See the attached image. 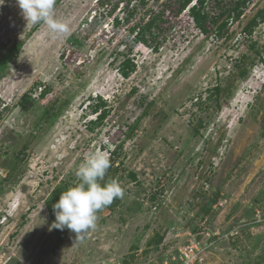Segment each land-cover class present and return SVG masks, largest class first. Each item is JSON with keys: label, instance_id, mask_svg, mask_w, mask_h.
Wrapping results in <instances>:
<instances>
[{"label": "rangeland", "instance_id": "obj_1", "mask_svg": "<svg viewBox=\"0 0 264 264\" xmlns=\"http://www.w3.org/2000/svg\"><path fill=\"white\" fill-rule=\"evenodd\" d=\"M101 1L56 0V17L70 26L56 36L27 25L16 0H0V60L24 42L0 76V264H182L189 246L201 250L195 264H256L264 256V21L251 34L244 27L264 0H248L238 20L222 17V35L211 22L204 34L177 0ZM237 1L207 0L205 11L212 17ZM157 15L145 43L140 29ZM125 58L136 65L128 77ZM101 99L108 115L92 124ZM94 151L118 167L123 198L100 210L82 239L50 230L52 205Z\"/></svg>", "mask_w": 264, "mask_h": 264}, {"label": "clouds", "instance_id": "obj_2", "mask_svg": "<svg viewBox=\"0 0 264 264\" xmlns=\"http://www.w3.org/2000/svg\"><path fill=\"white\" fill-rule=\"evenodd\" d=\"M27 25L44 24L56 35H67L70 26L55 15L56 0H16ZM111 167L106 151H94L87 155L75 171L78 183L60 194L53 205L55 220L49 229L75 233L82 239L96 227L97 213L111 205L117 198L122 199L124 189L116 178L105 181Z\"/></svg>", "mask_w": 264, "mask_h": 264}, {"label": "trees", "instance_id": "obj_3", "mask_svg": "<svg viewBox=\"0 0 264 264\" xmlns=\"http://www.w3.org/2000/svg\"><path fill=\"white\" fill-rule=\"evenodd\" d=\"M110 0H102L101 3L107 4V2ZM121 1H125V0H121ZM140 3L145 4L146 0H139ZM179 2V11H183L185 10L188 6H189V13L190 16L192 17V19L195 21V24L199 27V29L204 33V34H208L210 32L209 28H208V24L209 22L211 23H215L218 24V32L219 34H222V31L224 29V27H227L228 25V20H224L222 24L218 23V21H220V19H222V17H224L225 15H227L228 18H232V19H239L240 16L243 13V9L244 7H246L248 0H238L235 5L233 7H228V8H223V10H221L217 15L210 17L208 15V12L205 11V4L207 0H177ZM192 2H195V4L191 5ZM191 5V6H190ZM115 8V7H114ZM162 15H157L154 17H151L150 21L146 23L145 26H143L140 29L139 35L138 37L144 41L145 43L148 42L147 38H146V34H150L152 35V28L154 25H156V23L161 20ZM115 23L120 24L121 20L119 18H115ZM260 21H264V9L259 10L256 14V16H254L250 22L244 27V31L248 32L249 34L252 33L253 28L255 26L258 25V23H260ZM42 24V23H41ZM37 24L36 27H38ZM154 36V35H153ZM23 41L14 43L11 47H9L5 52H4V57L2 60H0V76L4 73L6 67H7V62L14 58L16 55H18V53L20 52V50L22 49L23 46ZM251 47H253L254 49H256V43L253 42V44H251ZM264 48V47H263ZM255 51H257V53H260L258 49H256ZM246 57V56H244ZM262 59V57H261ZM245 60V59H243ZM241 60V61H243ZM240 61V62H241ZM240 62H237V65H240ZM244 62V61H243ZM136 69V65L132 62V60L130 58H125L120 66V71L123 74V76L128 77L130 75L131 72H133ZM247 73V68H241L239 74L241 77H244ZM49 90L47 88H45L42 92L41 95L45 96L46 93ZM223 91V89L219 86L214 88V92L215 94H220ZM228 91V95L230 96L232 94V87L230 86V88L227 89ZM228 96V97H229ZM101 110V113L98 115L96 122L92 121L91 123H96V124H102L103 120L107 117L108 115V110H106V104L104 101L101 102L95 106L94 111L97 112L98 110ZM56 115V114H54ZM22 156L20 157V159H23V153L24 150L21 151ZM117 169L118 167H113L111 169L108 170L106 177H105V181H107L108 179L111 178H116L117 179ZM131 177L133 179L136 180V175L134 173H130ZM65 191V190H64ZM214 201V199H213ZM204 211L207 213L210 211L209 206H207ZM64 235H62L57 244H56V248L59 247L60 243L62 242ZM163 240V236L160 234L155 235L154 239L152 240L153 242H156L157 244H160ZM124 264H130L129 261L127 260H123ZM264 263V256H261L259 260L256 261V264H263Z\"/></svg>", "mask_w": 264, "mask_h": 264}, {"label": "built area", "instance_id": "obj_4", "mask_svg": "<svg viewBox=\"0 0 264 264\" xmlns=\"http://www.w3.org/2000/svg\"><path fill=\"white\" fill-rule=\"evenodd\" d=\"M231 234L233 235L234 232H231ZM213 244V242L211 241L209 243V246ZM208 247V246H207ZM200 252L201 250H199L197 247H193V246H189L187 248H185V250L181 251L180 254V260L182 261V264H195L197 263V261L200 260Z\"/></svg>", "mask_w": 264, "mask_h": 264}, {"label": "flooded vegetation", "instance_id": "obj_5", "mask_svg": "<svg viewBox=\"0 0 264 264\" xmlns=\"http://www.w3.org/2000/svg\"><path fill=\"white\" fill-rule=\"evenodd\" d=\"M193 4H195V2H192L191 5H193ZM231 19H232V18H231ZM232 20H234V19H232ZM236 20H238V19H236ZM223 21H224V20L219 21L218 23L222 24ZM227 26H228V25H227ZM214 30L219 34V32H218V24L215 26ZM210 31H211V30H210ZM225 31H226V27H224L222 33L225 32ZM219 35H222V34H219ZM255 43H256V42H255ZM256 54H257V51H256ZM243 61H244V60H243ZM243 61H241L240 63H242ZM252 62H253V61H252ZM257 94H259V93H257ZM216 96H217V94H216ZM256 96H257V95H256ZM255 100H256V97H255ZM258 100H260V99L257 98V101H258ZM252 103L255 104V101H253ZM263 109H264V102H263ZM253 116H254V115H253ZM260 116H261L260 119H261L262 121L260 120L261 122H260V131H259V132H260L261 134L264 135V112H263L262 114H260ZM26 149H27V147H26V146H23V149L20 150L19 153H18V157H21V156H22L21 151H23V150L25 151ZM4 156H6V153H3V157H4ZM24 156H25V152L23 153V157H24ZM5 158H6V157H5ZM7 176H8V175H7ZM7 176H6V177H7Z\"/></svg>", "mask_w": 264, "mask_h": 264}]
</instances>
